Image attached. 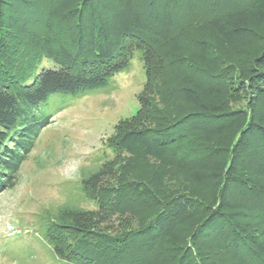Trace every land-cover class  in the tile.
Wrapping results in <instances>:
<instances>
[{
	"label": "trees",
	"instance_id": "obj_1",
	"mask_svg": "<svg viewBox=\"0 0 264 264\" xmlns=\"http://www.w3.org/2000/svg\"><path fill=\"white\" fill-rule=\"evenodd\" d=\"M256 35L258 49L237 56L233 46ZM136 52L145 88L161 60L153 90L182 112L120 126L110 148L144 171L118 188L102 184L105 167L84 172L95 208L46 211L29 236L63 264H264V0H0V193L51 123L41 104L105 87ZM44 60L57 68L25 84ZM131 212L137 230L88 226Z\"/></svg>",
	"mask_w": 264,
	"mask_h": 264
},
{
	"label": "rangeland",
	"instance_id": "obj_2",
	"mask_svg": "<svg viewBox=\"0 0 264 264\" xmlns=\"http://www.w3.org/2000/svg\"><path fill=\"white\" fill-rule=\"evenodd\" d=\"M258 42L257 35L247 37L232 49L237 56L244 57L258 49ZM156 60L154 82L148 88H145L144 63L136 52L128 68L110 78L105 87L83 96L57 94L41 104L42 115L50 117L51 123L41 130L35 148L23 162L16 186L0 193V264H63L53 256L44 237L33 239L29 236L36 231L42 215L66 203H77L93 210L94 203L86 202L81 193V178L88 170L105 167L107 176L102 184L107 188H118L132 179L135 172L144 171L142 162L117 154L110 144L115 142L119 127L128 126L130 120L137 128L158 126L162 116L182 112L179 102L165 106L153 90L164 74L161 60L157 57ZM56 68L44 60L27 76L25 84L31 83L43 69ZM241 101L233 100L231 106H243ZM141 104L144 111L135 118ZM183 150V147L178 149ZM154 165L155 162L149 160L148 166ZM179 176L176 167L172 168L168 178L170 188L179 184ZM88 226L100 233L117 235L137 230L141 223L131 212L119 213L106 223Z\"/></svg>",
	"mask_w": 264,
	"mask_h": 264
}]
</instances>
